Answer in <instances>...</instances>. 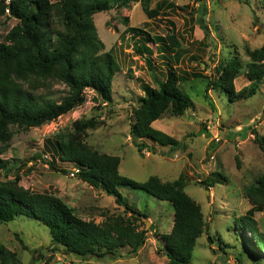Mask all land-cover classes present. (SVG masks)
I'll return each instance as SVG.
<instances>
[{
    "label": "rangeland",
    "instance_id": "1",
    "mask_svg": "<svg viewBox=\"0 0 264 264\" xmlns=\"http://www.w3.org/2000/svg\"><path fill=\"white\" fill-rule=\"evenodd\" d=\"M157 8L159 16L153 20L148 18L141 2L129 9H114L94 16L105 52H111L121 68L113 82V103L107 106L95 92L87 90L86 102L56 121L27 132L14 128L9 147L0 155L9 161V175L1 171L0 181L20 176L22 186L60 197L87 221L102 223L105 213L122 214L124 209L113 197L72 176L77 167L61 162L55 150L58 137L75 133L74 124L98 119L102 124L87 129L84 141L100 154L118 156L123 176L138 182L148 181L152 176L174 182L185 176L184 190L201 206L206 224L190 264H264V251L257 252L241 242L240 231L236 230L238 219L252 207L246 190L264 175V152L255 141L256 132L264 137V81L255 95L235 102L217 91H207L209 79L183 82L180 87L190 96L192 108L182 117L167 114L152 125L179 140L182 147L176 151L147 142L152 150L140 152L131 135L133 110L144 96L143 86L158 88V85L146 61L135 53V41L127 32L133 27L149 32L154 39L167 35L178 38L181 49L172 53H167L166 45L148 43L154 50L159 79L168 70L166 63L181 73L215 78L222 62L238 57L244 68L235 80V88L241 91L251 87L246 75V65L250 62L247 52L264 44L263 2L152 0L151 9ZM16 24L13 19H0V41ZM159 49L167 54L163 56ZM177 52L182 53L179 60L174 56ZM41 92L60 102L68 90L65 85L55 83ZM54 154L55 166L67 170V174L50 168L47 161H54ZM216 174H221L225 182L211 185ZM120 191L131 206L148 215L140 226V230L147 232V241L136 253L126 247L115 258L81 260L62 249H53L50 230L26 217L9 223L0 221V245L16 252L22 264H168L162 252L161 236L172 230L173 206L142 191L127 188ZM254 219L264 235V212L256 213Z\"/></svg>",
    "mask_w": 264,
    "mask_h": 264
},
{
    "label": "trees",
    "instance_id": "2",
    "mask_svg": "<svg viewBox=\"0 0 264 264\" xmlns=\"http://www.w3.org/2000/svg\"><path fill=\"white\" fill-rule=\"evenodd\" d=\"M260 1L264 7V0ZM139 2L149 19L159 16L158 8L151 9L152 0H0V19L17 21L0 41V155L9 147L14 128L27 132L56 121L82 106L87 99V90L95 92L107 106L113 103V82L121 68L115 56L105 52L106 46L100 40L94 16L114 9H129ZM125 22L128 23V19ZM204 29L208 32L206 26ZM127 32L135 41V53L146 61L158 85V88L143 86L144 96L139 107L133 110L131 135L140 152L152 150L147 142L176 151L182 147L179 140L152 125L167 114L182 117L192 108L190 96L180 87L183 82L209 79L207 91H217L235 102L255 95L264 81V44L247 52L250 62L246 65V75L251 87L236 91L235 80L244 68L238 57L222 62L215 78L187 71L181 73L166 63L168 70L163 79H159L154 50L148 43L166 45L167 53H172L181 49L178 38L167 35L154 39L149 32L133 27ZM159 51L163 56L167 54L163 49ZM181 55L180 52L174 54L177 60ZM55 83L65 85L68 90L60 102L41 92L51 89ZM100 124L98 119L74 124L75 133L66 138L58 137L55 150L61 162L77 167L79 172L75 177L78 180L113 197L124 209L122 214L105 213L102 223L87 221L60 197L25 188L21 185V177L16 176L0 181V221L9 223L19 217L39 221L50 230L53 249H62L81 260L115 258L120 249L130 247L136 253L147 241V232L140 230L143 219L148 218L147 213L131 206L120 189L142 191L173 206L172 230L161 236L162 252L168 258V264H190L206 224L201 206L184 190L185 176L181 175L174 182H163L156 176L138 182L123 176L118 156L100 154L84 141L86 130ZM255 134V141L264 152V137ZM47 163L56 172L68 173L58 169L55 160ZM8 164L9 161L0 156V172L6 171V176L10 171ZM217 181L225 182V179L216 174L211 185ZM245 195L252 207L238 219L236 230L240 231L241 242L261 252L264 251V235L254 215L264 212V175L246 190ZM20 242L24 245L22 240ZM0 264L22 262L16 252L0 245Z\"/></svg>",
    "mask_w": 264,
    "mask_h": 264
},
{
    "label": "built area",
    "instance_id": "3",
    "mask_svg": "<svg viewBox=\"0 0 264 264\" xmlns=\"http://www.w3.org/2000/svg\"><path fill=\"white\" fill-rule=\"evenodd\" d=\"M78 172H79L78 169H74V171L71 174H72V176H75V174H77Z\"/></svg>",
    "mask_w": 264,
    "mask_h": 264
}]
</instances>
